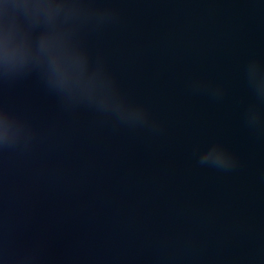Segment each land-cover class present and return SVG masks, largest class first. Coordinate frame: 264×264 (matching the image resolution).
<instances>
[{"label": "water", "instance_id": "obj_1", "mask_svg": "<svg viewBox=\"0 0 264 264\" xmlns=\"http://www.w3.org/2000/svg\"><path fill=\"white\" fill-rule=\"evenodd\" d=\"M23 2L0 0V62L58 50L59 0ZM88 2L114 11L80 27L89 71L148 118L0 79V264H264V0Z\"/></svg>", "mask_w": 264, "mask_h": 264}, {"label": "clouds", "instance_id": "obj_2", "mask_svg": "<svg viewBox=\"0 0 264 264\" xmlns=\"http://www.w3.org/2000/svg\"><path fill=\"white\" fill-rule=\"evenodd\" d=\"M13 6L28 7L23 0H13ZM53 12L63 13L57 20L58 50L54 51L52 46L41 41L34 53L23 52L19 56L6 57L0 62V79H11L33 67H39L49 88L59 92L68 104L87 101L101 110L116 113L121 120L146 121L148 117L145 109L125 101L102 63L98 62L95 69L89 71L88 53L77 38L84 23L94 21L97 25L104 24L114 18V11L91 7L88 0H59ZM69 63L78 70L72 78L66 70ZM250 65L257 70L255 78L252 79L254 85L264 95V73L260 72L255 61ZM0 112L12 118L3 109ZM248 118L251 122H256L259 113L250 109Z\"/></svg>", "mask_w": 264, "mask_h": 264}]
</instances>
